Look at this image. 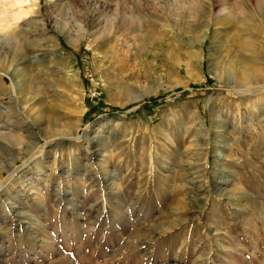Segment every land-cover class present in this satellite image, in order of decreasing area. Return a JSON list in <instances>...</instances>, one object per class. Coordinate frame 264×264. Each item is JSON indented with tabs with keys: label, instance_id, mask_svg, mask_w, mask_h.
I'll return each instance as SVG.
<instances>
[{
	"label": "rangeland",
	"instance_id": "374dc122",
	"mask_svg": "<svg viewBox=\"0 0 264 264\" xmlns=\"http://www.w3.org/2000/svg\"><path fill=\"white\" fill-rule=\"evenodd\" d=\"M0 10V264H264V0Z\"/></svg>",
	"mask_w": 264,
	"mask_h": 264
},
{
	"label": "bare ground",
	"instance_id": "6f19581e",
	"mask_svg": "<svg viewBox=\"0 0 264 264\" xmlns=\"http://www.w3.org/2000/svg\"><path fill=\"white\" fill-rule=\"evenodd\" d=\"M5 11H4V13H3V10H0V23L2 22L3 23V28L4 27H6V25L8 24L7 23V18L6 17H4V15H5Z\"/></svg>",
	"mask_w": 264,
	"mask_h": 264
}]
</instances>
